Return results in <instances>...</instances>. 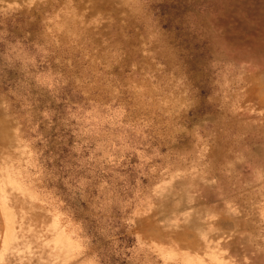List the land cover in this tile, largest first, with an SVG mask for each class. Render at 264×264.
Listing matches in <instances>:
<instances>
[{
	"label": "clouds",
	"instance_id": "9594fccd",
	"mask_svg": "<svg viewBox=\"0 0 264 264\" xmlns=\"http://www.w3.org/2000/svg\"><path fill=\"white\" fill-rule=\"evenodd\" d=\"M0 264H264V0H0Z\"/></svg>",
	"mask_w": 264,
	"mask_h": 264
}]
</instances>
